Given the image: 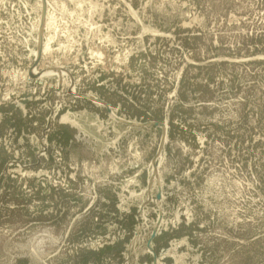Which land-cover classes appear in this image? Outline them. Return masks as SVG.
<instances>
[{"label":"rangeland","instance_id":"obj_1","mask_svg":"<svg viewBox=\"0 0 264 264\" xmlns=\"http://www.w3.org/2000/svg\"><path fill=\"white\" fill-rule=\"evenodd\" d=\"M0 264H264V0H0Z\"/></svg>","mask_w":264,"mask_h":264},{"label":"bare ground","instance_id":"obj_2","mask_svg":"<svg viewBox=\"0 0 264 264\" xmlns=\"http://www.w3.org/2000/svg\"><path fill=\"white\" fill-rule=\"evenodd\" d=\"M40 4H41V3H40ZM48 17H49V16H48ZM38 21H39V20H38ZM47 23H48V22H47ZM45 25H46V23H45ZM48 25H49V23H48ZM37 27H38V25H37ZM47 28H48V27H47ZM35 37H36V36H35ZM46 39H47V40H46V41L42 44V46H41V51H42V50H45L46 47H47V42H48L49 40H48V38H46ZM35 41H36V40H35ZM35 54H36V51L34 50V51H33V55H35ZM60 75H63V73H62V74L60 73ZM88 96H89V95H88ZM99 103L102 104V102H99ZM100 104H99V105H100ZM63 116H64V115H63ZM70 117H71V116H70ZM63 119L66 120V117H63ZM62 121H64V120H62Z\"/></svg>","mask_w":264,"mask_h":264},{"label":"water","instance_id":"obj_3","mask_svg":"<svg viewBox=\"0 0 264 264\" xmlns=\"http://www.w3.org/2000/svg\"><path fill=\"white\" fill-rule=\"evenodd\" d=\"M43 11H44V8H43ZM39 51H40V46H39ZM107 109H109V108L107 107ZM153 236H154V232L152 233L151 237H153ZM149 243H150V241H148L147 247L150 249V244Z\"/></svg>","mask_w":264,"mask_h":264}]
</instances>
